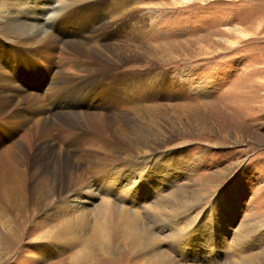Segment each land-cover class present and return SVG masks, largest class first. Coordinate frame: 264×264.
I'll use <instances>...</instances> for the list:
<instances>
[{
	"label": "rangeland",
	"instance_id": "374dc122",
	"mask_svg": "<svg viewBox=\"0 0 264 264\" xmlns=\"http://www.w3.org/2000/svg\"><path fill=\"white\" fill-rule=\"evenodd\" d=\"M93 2L56 34H71L100 65L123 61L118 84L106 79L86 99L68 90V100L88 104L84 145L99 157L75 177V205L46 204L32 177L24 191L0 186V264H264V0ZM48 15H31L28 35L43 34ZM92 18L97 30L110 25L105 40H86ZM41 52L22 60L41 61ZM55 91L63 90H51L52 102ZM27 104L11 108L14 125L0 124V156L19 152L10 129L41 123ZM34 138L35 153L47 143ZM100 225L106 233L95 239Z\"/></svg>",
	"mask_w": 264,
	"mask_h": 264
},
{
	"label": "bare ground",
	"instance_id": "6f19581e",
	"mask_svg": "<svg viewBox=\"0 0 264 264\" xmlns=\"http://www.w3.org/2000/svg\"><path fill=\"white\" fill-rule=\"evenodd\" d=\"M7 1L10 0L0 3V107H5V117L2 118L3 121H0V124L9 128L11 108L24 106L31 102L34 105L27 104V107H36V112H39L38 116H41L42 121L37 123L35 128H28L26 124H20L17 125L18 128L14 127L8 131L10 137L17 136L13 148L18 149L19 152H9L0 156V186H9L10 183L15 186L13 193L16 191L15 189L24 191L25 185L28 187L33 185L28 181V178L32 177L36 181L34 192L42 189L47 196L44 200L46 204L58 206L57 204L60 203L66 206L69 202L75 201L71 204L75 205L76 199L73 195H68L72 183L77 174L88 171V166L95 163L99 153L84 145L92 133L83 120L88 104L86 101L76 104L68 100V90L70 93L84 96L86 99V96H94L106 79L116 78L115 84H118L124 79L120 73L123 61L118 55H113L116 60L103 58V65H100L96 57L97 54L92 52L89 47L67 39L73 37L71 34L68 33L66 38L63 33L56 34V26L63 19L74 16L81 10L92 8L97 4L96 2L68 0V3H62L59 0H22L20 5L16 3L9 6ZM47 13L49 15L43 21L46 28L44 33L28 35L29 31H27L28 26L26 25L31 23L30 16L34 15L39 22L42 21V15L45 18ZM97 21L99 18L96 20L92 18L90 23L85 26L91 30L86 38L90 43L105 40L103 35L110 28V25L106 23L105 29H95V25L91 23L95 24ZM41 24L42 22L38 25ZM41 46L44 48V52H41L40 55L41 61L31 60L25 63L22 60L24 52ZM51 58L54 61L55 59L59 60L57 66L51 62ZM3 69H10V73L6 75ZM66 70L74 73H66ZM14 76L18 79H26L27 85L23 87L20 84L17 85ZM49 76H55L53 83L50 84L51 87L47 85ZM112 87L113 84L109 88ZM54 88L63 91L60 94L57 93L58 90L55 91L54 96L57 100L52 102L48 98ZM10 92H15V94L11 95L13 93ZM109 96L110 94L106 95L105 99ZM46 106L47 108H45ZM11 122L14 125V122ZM24 128L27 130L23 132ZM35 134L42 135L44 140L40 141H45L47 145L45 147L43 144L38 145L39 151L34 153ZM19 139H21L20 142ZM74 146H78L80 150L74 152ZM5 189L2 190L5 191L2 193H9V189ZM2 203L6 204L5 206L8 205L6 199H3ZM26 205L28 207L30 203L21 208V213H27L26 209L29 207L27 208ZM107 215L108 209L102 208L98 217L102 226H105L108 221ZM101 225L96 229L95 239L102 238L106 233ZM46 236L45 230H42L36 235L35 241L39 244Z\"/></svg>",
	"mask_w": 264,
	"mask_h": 264
},
{
	"label": "snow or ice",
	"instance_id": "6c2138e0",
	"mask_svg": "<svg viewBox=\"0 0 264 264\" xmlns=\"http://www.w3.org/2000/svg\"><path fill=\"white\" fill-rule=\"evenodd\" d=\"M186 2H187V0H186Z\"/></svg>",
	"mask_w": 264,
	"mask_h": 264
}]
</instances>
